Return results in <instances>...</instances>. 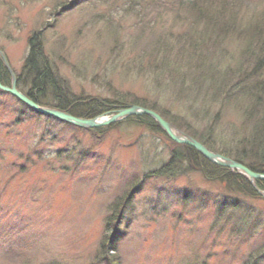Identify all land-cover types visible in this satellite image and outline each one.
Returning <instances> with one entry per match:
<instances>
[{
    "label": "rangeland",
    "instance_id": "obj_1",
    "mask_svg": "<svg viewBox=\"0 0 264 264\" xmlns=\"http://www.w3.org/2000/svg\"><path fill=\"white\" fill-rule=\"evenodd\" d=\"M35 36L66 93L113 103L96 119L155 107L182 137L264 167L243 139L264 113V90L255 107L245 93L264 89V0H0L16 79ZM137 116L159 128L134 116L82 128L0 89V264H264L256 178L217 164L254 196L206 177L190 145Z\"/></svg>",
    "mask_w": 264,
    "mask_h": 264
},
{
    "label": "trees",
    "instance_id": "obj_2",
    "mask_svg": "<svg viewBox=\"0 0 264 264\" xmlns=\"http://www.w3.org/2000/svg\"><path fill=\"white\" fill-rule=\"evenodd\" d=\"M29 46H30V52L25 60L22 69V74L17 76V88L30 100H32L33 102H35L36 104L42 107H50V106H45L43 101L46 100L47 94H50L52 96V105H53L52 109H56L68 113L77 118L88 119V120L96 119L105 114H110V111L115 109L113 103H110L107 100L101 101L99 99H94L90 97H77L75 95H72L71 93L70 95L66 93L65 91L66 87L62 84L59 75L56 74L55 71L53 70L51 61L49 57L44 53L42 49L41 40L38 38V36H35L29 40ZM256 60L258 61L257 62L258 66L264 65V57L262 55L258 56ZM199 63L201 64L204 62L203 60H200ZM0 82L3 86L6 87H12L13 84L12 75L9 72L4 62V59L1 55H0ZM255 86L256 87H254V85H250L248 89H245L246 90L245 93H247L250 96L251 104L254 107L256 106V104L259 105L260 103L259 98L260 96H263L258 93V90H264L261 87H258L259 86L258 83ZM236 89H238V87ZM117 106L124 108V105L121 106L117 105ZM143 107L158 112L162 117L168 120L155 107H151L147 105ZM262 115L263 116L259 119V121H257L259 123V126L257 127L255 126V128L253 127V137H249V138L251 139L253 138L254 140L253 144H256L259 147V149L264 150V132L261 134L258 133L259 128L263 126L262 123H263L264 113ZM133 119L137 121V123H141V124L150 122V124L156 125L159 128V125L148 116H134ZM198 141H200L203 145L207 146L210 150H212L209 146V143H207L206 141L199 139ZM175 146L179 147V145L176 144ZM185 150L186 153L189 151L188 153H192L193 155L199 157L200 161L203 163L204 166L210 167V170L204 168V170H206L205 171L206 177H212L214 174L220 173L229 180L227 182L230 183L231 186L239 187V188L242 187L243 192H247L248 195L250 194H253L254 196L257 195L255 188L252 185H250L248 180L242 177L238 172L236 173L235 171H231L217 164L209 162L203 156H201L200 153L196 151V149L190 146H184L183 151L185 152ZM174 157H180V154L174 153ZM230 157H232V159H234L238 163L247 166L251 171L255 173L264 174V170H263L264 167L261 168L259 166L262 165V163H258V165L257 164L253 165L250 162L247 163L248 161L244 160V158L242 157L231 156V155ZM178 160H181V158H178ZM256 185L258 188L264 190V180H257ZM115 262L117 263V261ZM117 264H119V260Z\"/></svg>",
    "mask_w": 264,
    "mask_h": 264
},
{
    "label": "water",
    "instance_id": "obj_3",
    "mask_svg": "<svg viewBox=\"0 0 264 264\" xmlns=\"http://www.w3.org/2000/svg\"><path fill=\"white\" fill-rule=\"evenodd\" d=\"M7 63L8 62L6 60V64ZM7 66L9 68L8 64H7ZM9 70L12 73V76L14 78L13 86H12V88L6 87V86H3L0 82V89L5 91V92L11 93L12 95H14L16 98H18L20 101H22L25 105H27L29 108H31L34 112H36L39 115H42V116H45L48 118H54V119H57L61 122H66V123L76 125V126L82 127V128H98V127H101L104 125H109L112 122L117 121L118 118H120L122 116H137V115H143V114L149 115V116L154 117L157 120V122L161 125V127L164 129V131L169 135V137L174 142L179 143V144H187V145L192 146L197 151H199L206 159H208L211 162H214L216 164H220L222 166H229L230 168H233V169L236 168V169L243 171L246 174H248L251 177H254L256 179H264L263 176L261 177V176L257 175L256 173L251 171L249 168L245 167L242 164H239L238 162H233V161L231 162L230 159H227L225 157H219L217 154H214L213 152L208 150L205 147V145H203L202 143H200L196 140L188 139V138L182 137V136L181 137L177 136L175 133L172 132L171 124L168 121L164 120L159 114H157L153 111H149L146 109H140L137 106H133V107H130L126 110L119 111L117 116H114L111 119L104 121L102 119H90V120H88V119L77 118V117H74L68 113H65V112H62L59 110L41 107L40 105L36 104L32 100H30L28 97H26L24 94H22L21 92L18 91V89L16 87V76L10 68H9Z\"/></svg>",
    "mask_w": 264,
    "mask_h": 264
},
{
    "label": "bare ground",
    "instance_id": "obj_4",
    "mask_svg": "<svg viewBox=\"0 0 264 264\" xmlns=\"http://www.w3.org/2000/svg\"><path fill=\"white\" fill-rule=\"evenodd\" d=\"M11 88V87H10ZM22 102V101H21ZM102 120H104V121H107V120H109V119H102ZM172 132L173 133H176V130H175V128L174 127H172ZM177 134V133H176ZM177 136H180L181 137V135L180 134H177ZM248 139L249 138V136H247V137H245V138H243V139ZM201 156H203L202 154H200ZM204 157V156H203ZM205 158V157H204ZM206 159V158H205ZM206 160H208V159H206ZM209 161V160H208ZM209 162H211V161H209ZM212 163H214V162H212ZM215 164V163H214ZM256 181H257V179H256ZM255 181V182H256Z\"/></svg>",
    "mask_w": 264,
    "mask_h": 264
}]
</instances>
